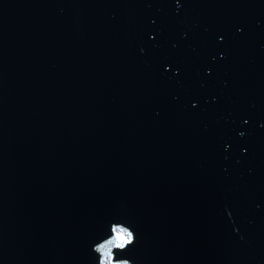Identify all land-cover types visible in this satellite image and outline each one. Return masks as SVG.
<instances>
[{
  "label": "water",
  "instance_id": "water-1",
  "mask_svg": "<svg viewBox=\"0 0 264 264\" xmlns=\"http://www.w3.org/2000/svg\"><path fill=\"white\" fill-rule=\"evenodd\" d=\"M107 257L264 264V0H0V264Z\"/></svg>",
  "mask_w": 264,
  "mask_h": 264
},
{
  "label": "rangeland",
  "instance_id": "rangeland-1",
  "mask_svg": "<svg viewBox=\"0 0 264 264\" xmlns=\"http://www.w3.org/2000/svg\"><path fill=\"white\" fill-rule=\"evenodd\" d=\"M117 230H124V229H117ZM125 232H126V233H129V232L126 231V230H124L123 232H120V233H118V232L116 231L117 237H118V235H119L120 237L123 238V241H124L123 246H125L128 242L132 241V235H131V239L129 240L128 237H127V235L124 234ZM103 263H104V264H113L112 261H111V258H110V257H107V258L104 260Z\"/></svg>",
  "mask_w": 264,
  "mask_h": 264
},
{
  "label": "snow or ice",
  "instance_id": "snow-or-ice-1",
  "mask_svg": "<svg viewBox=\"0 0 264 264\" xmlns=\"http://www.w3.org/2000/svg\"><path fill=\"white\" fill-rule=\"evenodd\" d=\"M115 231H117L118 233H120V232H123L124 230H115ZM124 234L127 235V237H128L129 240L131 239V233H126V232H125ZM118 237H119V235H118ZM114 242L116 243V241H114ZM123 244H124V243L119 244L118 247H123ZM104 247H105V246H102V247H101V250H104Z\"/></svg>",
  "mask_w": 264,
  "mask_h": 264
},
{
  "label": "clouds",
  "instance_id": "clouds-1",
  "mask_svg": "<svg viewBox=\"0 0 264 264\" xmlns=\"http://www.w3.org/2000/svg\"><path fill=\"white\" fill-rule=\"evenodd\" d=\"M122 243H124V241H123V238L122 237H117L116 238V246L118 247L119 246V244H122Z\"/></svg>",
  "mask_w": 264,
  "mask_h": 264
},
{
  "label": "bare ground",
  "instance_id": "bare-ground-1",
  "mask_svg": "<svg viewBox=\"0 0 264 264\" xmlns=\"http://www.w3.org/2000/svg\"><path fill=\"white\" fill-rule=\"evenodd\" d=\"M104 264V263H103Z\"/></svg>",
  "mask_w": 264,
  "mask_h": 264
}]
</instances>
